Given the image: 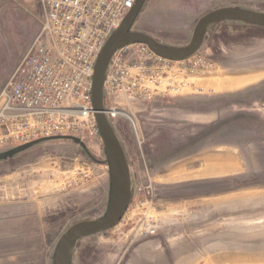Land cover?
<instances>
[{
  "label": "rangeland",
  "instance_id": "1",
  "mask_svg": "<svg viewBox=\"0 0 264 264\" xmlns=\"http://www.w3.org/2000/svg\"><path fill=\"white\" fill-rule=\"evenodd\" d=\"M221 8L264 13V0H146L130 31L186 46ZM43 13L41 0H0V93ZM200 51L208 66L191 86L134 104L141 147L128 119L112 122L134 185H152L153 205L132 204L116 228L80 241L73 264H264V29L212 26ZM107 171L99 140L0 150V264H54L71 227L106 214Z\"/></svg>",
  "mask_w": 264,
  "mask_h": 264
},
{
  "label": "built area",
  "instance_id": "2",
  "mask_svg": "<svg viewBox=\"0 0 264 264\" xmlns=\"http://www.w3.org/2000/svg\"><path fill=\"white\" fill-rule=\"evenodd\" d=\"M136 1L41 0V30L0 93V150L44 140L102 142L93 106L95 67ZM201 55L174 62L146 45L121 48L108 67L106 116L111 122L128 119L141 147L134 104L176 96L191 86L193 76L208 66ZM135 195L144 197L133 199L121 223L132 204L153 205L151 184L136 187Z\"/></svg>",
  "mask_w": 264,
  "mask_h": 264
},
{
  "label": "water",
  "instance_id": "3",
  "mask_svg": "<svg viewBox=\"0 0 264 264\" xmlns=\"http://www.w3.org/2000/svg\"><path fill=\"white\" fill-rule=\"evenodd\" d=\"M145 1H136L135 6L125 18L120 28L108 40L97 61L93 78L94 112L107 156L110 179V200L107 212L100 219L81 222L71 227L57 247L54 264H73V256L78 243L84 239L107 233L116 228L121 223L134 199L136 187L128 159L113 129L112 122L105 114L104 86L113 55L123 47L142 44L149 47L163 59L181 62L190 59L200 52L209 28L214 25L233 22L264 29V13L235 8H221L208 13L199 20L188 45L167 47L147 34L130 31ZM63 140H69L85 147V144L79 139ZM54 141L56 142V140H44L30 145Z\"/></svg>",
  "mask_w": 264,
  "mask_h": 264
},
{
  "label": "crops",
  "instance_id": "4",
  "mask_svg": "<svg viewBox=\"0 0 264 264\" xmlns=\"http://www.w3.org/2000/svg\"><path fill=\"white\" fill-rule=\"evenodd\" d=\"M211 161H212V160H211ZM215 161H220V162L223 161L222 156H221V155L217 156V157L215 158ZM220 162H214V163H216L217 165H219ZM107 168H108V166H107ZM230 168H235V169H236L237 166H236V167L233 166V167H230ZM230 168H227V169H230ZM227 169H226V170H227ZM236 170H237V169H236ZM216 171H217V170H215V172H214V171H213V172H214V173H218V172H216ZM223 171H225V170H223ZM223 171H220V173L223 172ZM236 172H237V171H235V172H233V173H236ZM205 173H210V174H211L212 172H211V170H207V171H205ZM230 174H231V173H230ZM199 175H200V174H199ZM200 176H201V175H200ZM107 177L109 178V170L107 171ZM203 177H211V176H203ZM215 177H216V176H215ZM220 203H221V202H220Z\"/></svg>",
  "mask_w": 264,
  "mask_h": 264
},
{
  "label": "flooded vegetation",
  "instance_id": "5",
  "mask_svg": "<svg viewBox=\"0 0 264 264\" xmlns=\"http://www.w3.org/2000/svg\"><path fill=\"white\" fill-rule=\"evenodd\" d=\"M218 25V24H217ZM215 26V25H214ZM255 28H258V27H255ZM261 29H263V28H261Z\"/></svg>",
  "mask_w": 264,
  "mask_h": 264
},
{
  "label": "trees",
  "instance_id": "6",
  "mask_svg": "<svg viewBox=\"0 0 264 264\" xmlns=\"http://www.w3.org/2000/svg\"><path fill=\"white\" fill-rule=\"evenodd\" d=\"M244 26H247V25H244ZM252 27V26H251Z\"/></svg>",
  "mask_w": 264,
  "mask_h": 264
}]
</instances>
